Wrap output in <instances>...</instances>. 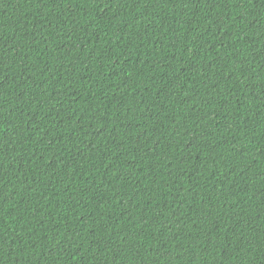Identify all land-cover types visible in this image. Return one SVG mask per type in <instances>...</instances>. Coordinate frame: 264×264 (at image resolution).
<instances>
[{
  "label": "trees",
  "instance_id": "trees-1",
  "mask_svg": "<svg viewBox=\"0 0 264 264\" xmlns=\"http://www.w3.org/2000/svg\"><path fill=\"white\" fill-rule=\"evenodd\" d=\"M0 264H264V0H0Z\"/></svg>",
  "mask_w": 264,
  "mask_h": 264
}]
</instances>
